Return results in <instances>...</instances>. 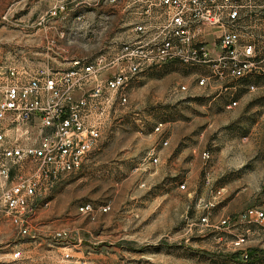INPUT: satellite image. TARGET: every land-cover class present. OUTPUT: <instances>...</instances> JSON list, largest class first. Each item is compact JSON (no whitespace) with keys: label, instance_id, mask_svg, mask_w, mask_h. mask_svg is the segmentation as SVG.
<instances>
[{"label":"rangeland","instance_id":"obj_1","mask_svg":"<svg viewBox=\"0 0 264 264\" xmlns=\"http://www.w3.org/2000/svg\"><path fill=\"white\" fill-rule=\"evenodd\" d=\"M58 1L0 0V68L48 56L62 61L64 47L82 56L89 38L87 49L97 50L100 33L82 27L87 10L69 2L52 16ZM218 4L225 14L223 1ZM259 23L253 16L239 25L243 41L260 50V68L230 81L221 94L198 88L202 70L183 65L134 84L128 105L83 168L46 195L49 203L37 211L31 236H19L0 220V264H264V220L245 218L250 208L264 211V21ZM182 85L191 93L178 92ZM234 100L237 105L227 108ZM153 149L155 164L144 160ZM83 204L94 212L80 213ZM105 205L110 210L101 212ZM223 219L230 220L228 227L221 226ZM62 232L67 235L58 236ZM238 235L246 241L236 248Z\"/></svg>","mask_w":264,"mask_h":264},{"label":"built area","instance_id":"obj_2","mask_svg":"<svg viewBox=\"0 0 264 264\" xmlns=\"http://www.w3.org/2000/svg\"><path fill=\"white\" fill-rule=\"evenodd\" d=\"M222 1L225 14L218 0H59L52 16L76 2L100 18L90 28L100 33L99 45L84 56H72L64 47L62 61L48 56L27 66L0 68V220L10 222L19 236H31L37 211L44 201L49 203L46 195L62 178L83 168L128 105L131 87L148 71L178 61L202 70L196 86L208 89L259 69L260 50L244 42L240 32L243 0ZM113 27L130 32L109 34ZM215 27L223 29L215 38L217 55L208 47V29ZM181 90L191 93L187 85ZM236 105L234 100L227 108ZM162 126L159 123L155 131ZM147 159L158 163L155 149ZM100 210L108 212L110 206ZM79 211L92 214L94 208L83 204ZM245 218L261 222L264 211L250 208ZM202 222L209 220L204 217ZM220 224L228 227L230 220ZM245 241L238 235L233 244L237 248ZM242 254L249 259V253Z\"/></svg>","mask_w":264,"mask_h":264},{"label":"crops","instance_id":"obj_3","mask_svg":"<svg viewBox=\"0 0 264 264\" xmlns=\"http://www.w3.org/2000/svg\"><path fill=\"white\" fill-rule=\"evenodd\" d=\"M258 4L257 5H251V4H246V2H244V6L241 8V19H240V23H244L245 20H248V18L253 17V16H258V20H259V25H263V21H264V0H258ZM85 10V9H83ZM87 20L85 21V23L83 24V30L85 32H90V28H92L94 25V22L98 20V16L95 15L94 13L87 11L86 14L84 15V17H87ZM88 24H91L90 27H87ZM244 25V24H243ZM74 27V26H73ZM89 30V31H88ZM222 27H215V28H210L208 29V33H209V44L208 47L210 50H212V52L214 53V55H217L220 53V49L218 46H215V38L217 36H219L222 33ZM130 31L129 30H123V29H119L118 27H113L112 30L109 31V34H119V35H126L128 34ZM91 33V32H90ZM68 39V38H67ZM90 40V39H88ZM74 47V46H73ZM82 48H83V55L91 52L90 50H88L87 48H89L87 46L86 43L82 44ZM87 52V53H86ZM36 54H40L41 56H44L43 53H36ZM78 56V55H77ZM259 57H261L259 55ZM182 65V63L178 62V61H174V62H170L166 65H163L161 67H157L154 68L150 71H148L145 75H154L156 72H169L172 69H177L180 68ZM189 69V68H188ZM194 69V68H192ZM145 75L143 77H145ZM227 83H223L222 85H212L211 87L208 88L209 91H214V92H219V94H221V90L225 89L228 90L230 87H227ZM218 94V95H219Z\"/></svg>","mask_w":264,"mask_h":264}]
</instances>
